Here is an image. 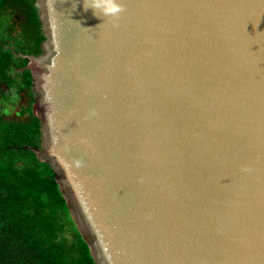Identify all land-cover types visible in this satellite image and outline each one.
<instances>
[{"label": "water", "instance_id": "95a60500", "mask_svg": "<svg viewBox=\"0 0 264 264\" xmlns=\"http://www.w3.org/2000/svg\"><path fill=\"white\" fill-rule=\"evenodd\" d=\"M41 149L96 264H264V0H38Z\"/></svg>", "mask_w": 264, "mask_h": 264}, {"label": "trees", "instance_id": "16d2710c", "mask_svg": "<svg viewBox=\"0 0 264 264\" xmlns=\"http://www.w3.org/2000/svg\"><path fill=\"white\" fill-rule=\"evenodd\" d=\"M37 2L0 0V86L29 98L19 117L0 107V264H96L52 167L31 150L42 146L41 123L32 111L33 76L25 69L26 57L43 54Z\"/></svg>", "mask_w": 264, "mask_h": 264}, {"label": "rangeland", "instance_id": "374dc122", "mask_svg": "<svg viewBox=\"0 0 264 264\" xmlns=\"http://www.w3.org/2000/svg\"><path fill=\"white\" fill-rule=\"evenodd\" d=\"M0 89L3 90L4 87L0 86ZM5 92H7V94H5L6 97H2L0 94V107H5L8 117H19L22 107H27L29 105V98L26 96V93L23 92L18 95L11 91Z\"/></svg>", "mask_w": 264, "mask_h": 264}, {"label": "flooded vegetation", "instance_id": "af4514ba", "mask_svg": "<svg viewBox=\"0 0 264 264\" xmlns=\"http://www.w3.org/2000/svg\"><path fill=\"white\" fill-rule=\"evenodd\" d=\"M3 87H4V89L3 90H0V91H12V90H9L5 85H2ZM7 111V110H6Z\"/></svg>", "mask_w": 264, "mask_h": 264}]
</instances>
